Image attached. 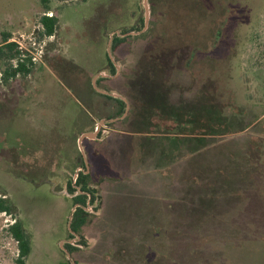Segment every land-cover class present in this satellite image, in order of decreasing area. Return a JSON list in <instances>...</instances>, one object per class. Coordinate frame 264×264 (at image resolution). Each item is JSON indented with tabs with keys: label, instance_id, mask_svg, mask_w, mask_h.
<instances>
[{
	"label": "rangeland",
	"instance_id": "374dc122",
	"mask_svg": "<svg viewBox=\"0 0 264 264\" xmlns=\"http://www.w3.org/2000/svg\"><path fill=\"white\" fill-rule=\"evenodd\" d=\"M177 2L185 12L181 14L178 5H172L169 20L161 29L175 33L176 43L188 49L198 43L196 47L201 49L186 70L171 73L173 86L180 87L174 104L177 107L180 98L191 110L211 107L216 124L212 131L196 128L188 134L183 124L177 127L174 123L153 122L147 130L152 132L145 135L124 130L118 123L121 120L102 124L96 139L83 140L82 148L88 162L86 174L96 157L103 156L102 165L109 170L93 177L95 199L85 208L88 224L75 233L78 238H69L68 222L74 206L67 183L74 182L83 169L80 160L86 168L77 140L81 134L92 132L100 120L118 118L107 119L116 111L113 102L101 97L91 81L104 73L106 77L98 79L113 81L96 84L97 88L124 97L130 110L125 86L118 77L134 68L146 49L148 37L143 35L148 31L156 34L158 7L154 0H148L147 29L140 35L126 36L131 38L111 51L119 69L117 73L115 68L112 75L105 62L110 37L142 30L143 25L135 30L139 18L144 24L142 0H0V46L6 37V44L15 45L14 54H20L9 61L5 58L9 50L3 49L0 80L18 58L33 55L37 61L31 62L28 75L0 82V197L12 210L10 214L0 213V264H15L18 256L17 243L9 232L15 220L21 221L31 241L25 264H62L67 259L60 247L66 244L80 249L71 256L75 264H100L103 230L98 221L114 216L121 204L134 203L146 193L157 200L168 192L167 176L160 174L163 167L135 174L134 161L133 165L127 160L133 145L144 139L146 145L166 151L172 137H192L195 145H201V158L228 152L234 160L244 161L241 169L247 174L236 197L216 205L213 222L217 232L201 244L207 258L201 264H264V0ZM44 15L57 18L50 37L42 34L39 21ZM86 93H90L89 112L83 108L89 115L81 111L78 101ZM170 93L166 92L165 99L169 106ZM167 128L169 135H158ZM115 136L120 144L114 148L110 140ZM191 147L181 145L176 159L188 162L194 153L190 154ZM154 160L145 158L143 168L151 169ZM178 163L181 160L175 171ZM109 173L112 181L99 183L105 176L109 179L105 175ZM93 249L100 250V255L94 256Z\"/></svg>",
	"mask_w": 264,
	"mask_h": 264
},
{
	"label": "trees",
	"instance_id": "16d2710c",
	"mask_svg": "<svg viewBox=\"0 0 264 264\" xmlns=\"http://www.w3.org/2000/svg\"><path fill=\"white\" fill-rule=\"evenodd\" d=\"M43 1L46 2L47 0ZM153 4L158 7V14L156 15L160 18L158 21L160 23L159 29L156 28L157 26L155 27L156 32H154L155 29L153 32L156 34L154 36L150 31L143 35L148 37L146 49L139 54L134 68L125 74L124 72L121 73L118 77L125 86V94L130 102V110L127 116L118 123L124 126V130L142 135L151 133L152 131L147 132L148 128L153 126V122L160 121L177 124V127H181L183 124L182 129H188L190 131L188 134H191L196 128L205 129L208 132L212 131L216 124V119L210 115L212 108L208 107V110L200 107L199 111L191 110L188 108V103H184L179 97V102L183 105L181 106L180 103L176 107L174 103L178 99L176 102L174 101L175 93L180 90V87L173 86L174 81L169 79L171 73L186 70L201 48L196 47L198 44L196 43L193 48L188 49L187 45L176 43V34L171 30L161 29L162 23L169 20L167 18L170 17L168 11L172 8L171 6L178 5L177 0H154ZM179 7L178 5V10L181 11ZM184 12V10L181 11V14ZM138 21L139 26L135 30H139L143 25L142 18H139ZM39 22L43 29V36L50 37L54 34L57 24L56 17L44 15ZM129 38L131 37L114 36L111 51L121 47ZM217 39L216 37L215 44H217ZM6 42L7 38L4 37L0 46V55H3V49L7 48L9 50V54L5 57L7 60L10 61L19 57L20 54L13 52L15 45L13 43L6 44ZM183 49H185V54ZM105 62L110 73L115 74V67L107 55H105ZM29 67H31L29 58H18L14 65L5 69L0 82L6 83L9 78H15L17 75H28ZM103 81L111 82L113 80L100 78L96 82L97 86ZM88 89L95 93L91 87ZM168 91H171V106L165 103L167 101L165 100L166 92ZM89 95L90 93H86L78 99L82 106L75 102L81 111L87 115L89 114L85 112L84 108L89 112ZM100 96L113 102L116 110L107 119L122 116L125 110L123 101L110 96ZM155 126L159 128L160 124L156 123ZM169 129L163 130L166 134L158 132V135H167ZM191 138L176 139V137H172L168 139L170 148L166 151L158 150L152 144L146 145L148 141L144 139H140L141 143L134 144L133 147L130 143L132 156L127 160L129 162L134 161L136 166L132 162L134 165L132 168L136 167L135 174L138 175L142 169L149 173L160 171V167H163L160 174L164 177L167 176L166 189L168 192L164 197L157 198V200L151 194L146 193L147 195H143L134 203L121 204L114 216L101 218L98 221L103 230L102 251L100 253V250L93 249L92 253L94 256L101 254L99 257L100 264H201L202 261H205L206 248H202L201 244L206 243L217 232L213 222L217 214L216 205L227 200L228 197H236L240 187L246 182L244 176L246 173L242 170L244 161H239V163L231 156L230 158L228 152L201 158L199 155L201 145H195ZM110 141L114 148L120 144L116 136L112 137ZM188 144L193 146L190 148V154L194 152L189 161L185 162V158L177 160L176 157L179 156L175 157V154L180 153L181 145L186 147ZM147 157L156 159L152 162L151 169L143 168L146 164L143 160ZM101 158L103 161L105 160L103 156L94 159V165L91 166V171L88 174L84 173L85 169L82 160H80L83 169L78 172L74 184L72 180L67 183L68 193L73 195L72 204L78 205L73 212L70 226L76 234H79L89 221V214L85 211V207L88 197L90 203H93L95 199L96 191L91 186L93 177L100 171L109 170L106 165H102ZM179 160L181 163H178L177 171H175L174 167ZM102 168L103 170H101ZM230 169L232 170L230 171ZM105 175H108L109 179L105 176L104 179L102 178L103 180H99V183L112 181L111 173ZM117 180L118 178H115V181ZM149 191L151 190L149 189ZM11 211L6 199L0 197V213L10 214ZM9 232L18 246L15 264H25V259L31 250V241L21 221L15 220L9 227ZM67 236L72 238L70 233H67ZM80 244L85 245V241L81 240ZM65 248L71 256L74 252H80V249L70 244H66ZM62 264L69 263L66 261Z\"/></svg>",
	"mask_w": 264,
	"mask_h": 264
},
{
	"label": "water",
	"instance_id": "95a60500",
	"mask_svg": "<svg viewBox=\"0 0 264 264\" xmlns=\"http://www.w3.org/2000/svg\"><path fill=\"white\" fill-rule=\"evenodd\" d=\"M142 5H143V9H144V24H143V28L141 31L139 32H128V33H125L123 35H118V37H126V36H132V35H140L141 33H143L147 27H148V24H149V18H150V10H149V4H148V0H142ZM112 36L110 37V41L108 43V48H107V55H108V58L109 60L114 64L115 68H116V71L118 73L119 69L118 67L115 65V63L113 62V58L111 56V43H112ZM116 73V74H117ZM99 77H106V75L104 73H99L97 75H95L91 81V86L92 88L99 94L101 95H105V96H110L112 98H115V99H119L121 101L124 102L125 104V110H124V113L122 114V116L116 118V119H111V120H108V121H104V120H100L99 123L96 125L95 129L92 131V132H87V133H83L79 136L78 140H77V144H78V148H79V151H80V154L83 158V161H84V165L86 167V169L88 170V162H87V158H86V155L83 151V148H82V141L87 139V140H95L97 135H98V132H99V129L101 127L102 124L104 123H112V122H115L117 120H122L128 113L129 111V103L128 101L122 97V96H119L115 93H107L105 91H102L100 89L97 88L96 86V80L99 78ZM85 173H87V171H85ZM78 207L77 205H74L73 209H72V215H73V212L75 211V208ZM72 215L71 217L69 218V222H68V231L71 235H73L74 237L78 238V236L75 235V233H73L71 231V228H70V225H71V221H72ZM60 249L64 252L65 256H66V259L67 261L70 263V264H75L72 260H71V256L69 254V252L64 248V247H60Z\"/></svg>",
	"mask_w": 264,
	"mask_h": 264
},
{
	"label": "flooded vegetation",
	"instance_id": "af4514ba",
	"mask_svg": "<svg viewBox=\"0 0 264 264\" xmlns=\"http://www.w3.org/2000/svg\"><path fill=\"white\" fill-rule=\"evenodd\" d=\"M85 171H87L86 168H85ZM85 171H84V173H85ZM85 174H86V173H85ZM74 182H75V181H74ZM74 182H72V183L74 184ZM93 202H94V201H93ZM87 203H88V204H93V203H90V198H89V197L87 198V201H86V207L88 206ZM76 205H77V204H76ZM73 206H74V205H73ZM77 206H78V205H77ZM86 207H85V208H86ZM76 208H77V207H76ZM76 208H75V209H76ZM70 226H71V225H70ZM71 231H72V230H71ZM72 232H73V231H72ZM68 233H69V232H68ZM73 233H74V232H73ZM72 236H73V235H72ZM65 249H66V248H65ZM66 250H67V249H66ZM69 254H70V253H69ZM70 256H71V255H70Z\"/></svg>",
	"mask_w": 264,
	"mask_h": 264
},
{
	"label": "built area",
	"instance_id": "2783aa9c",
	"mask_svg": "<svg viewBox=\"0 0 264 264\" xmlns=\"http://www.w3.org/2000/svg\"><path fill=\"white\" fill-rule=\"evenodd\" d=\"M29 59H30V61H31L33 64H35V63L37 62V61H36V58L33 57V55H32V56L29 55Z\"/></svg>",
	"mask_w": 264,
	"mask_h": 264
}]
</instances>
